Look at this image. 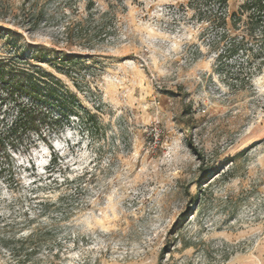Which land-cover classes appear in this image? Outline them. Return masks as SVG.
I'll return each mask as SVG.
<instances>
[{
	"label": "rangeland",
	"instance_id": "1",
	"mask_svg": "<svg viewBox=\"0 0 264 264\" xmlns=\"http://www.w3.org/2000/svg\"><path fill=\"white\" fill-rule=\"evenodd\" d=\"M234 23L235 47L189 0H0V57H82L40 66L91 128L72 116L11 155L0 264H15L4 245L41 197L72 214H53L35 264H264V40Z\"/></svg>",
	"mask_w": 264,
	"mask_h": 264
},
{
	"label": "trees",
	"instance_id": "2",
	"mask_svg": "<svg viewBox=\"0 0 264 264\" xmlns=\"http://www.w3.org/2000/svg\"><path fill=\"white\" fill-rule=\"evenodd\" d=\"M229 1L189 0V7L201 20L223 29L218 42L228 39L235 47L234 42L240 44L245 40V36L240 40L231 36V30L227 27L228 21L234 23L243 16L246 19L247 34L253 37L257 29V39L264 40V0H244L238 11L231 13ZM9 34L10 31H7L6 35ZM229 51L230 49L227 52ZM30 59L34 62L28 63L25 60L23 65H18L0 57V173L13 169L11 155L20 148H30L34 144L33 136L44 138L45 131L47 134L58 133L72 116L81 120L87 132L91 130L88 119L79 111L83 109L76 94L40 66L49 64L61 72L64 65L59 62L69 67L75 66L82 57L64 56L62 59L55 56L54 51L36 47L31 52ZM64 73L68 75L66 71ZM53 164H56L55 158ZM33 204L32 211L26 215L27 219L15 224L14 233L4 245L15 264H33L37 252L44 245L52 251L55 244L52 240L58 226L53 214L58 213L63 219L72 214V208H68L62 198L56 202L48 197H41ZM56 244L60 246V243Z\"/></svg>",
	"mask_w": 264,
	"mask_h": 264
}]
</instances>
